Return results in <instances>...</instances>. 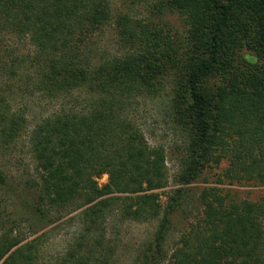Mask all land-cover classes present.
<instances>
[{
  "label": "trees",
  "instance_id": "1",
  "mask_svg": "<svg viewBox=\"0 0 264 264\" xmlns=\"http://www.w3.org/2000/svg\"><path fill=\"white\" fill-rule=\"evenodd\" d=\"M155 1L151 15H176L184 33L112 0H0V159L21 143L34 172L16 183L0 164L13 207L0 211V264H117L115 220L155 224L136 264H264V198L229 201L219 187L202 190L200 216L170 244L187 194L162 203L167 151L136 115L163 104L181 185L222 163L220 183L264 185V0ZM109 27L116 54L100 46ZM71 214L78 232L44 260L36 235Z\"/></svg>",
  "mask_w": 264,
  "mask_h": 264
},
{
  "label": "rangeland",
  "instance_id": "2",
  "mask_svg": "<svg viewBox=\"0 0 264 264\" xmlns=\"http://www.w3.org/2000/svg\"><path fill=\"white\" fill-rule=\"evenodd\" d=\"M114 9L119 12L128 11L129 7H133L134 13L145 17L146 15L154 16V24H162L167 30L169 27L176 29L179 33H184V27L182 21L176 15H167L165 17H158L156 13H150V8L154 4L155 0H139L138 2H133L132 0H112ZM133 13V10L130 11ZM167 24V25H166ZM20 51H25L26 54L30 51L28 44H19ZM100 46L109 53L116 54L119 51V47L115 44V32L112 28H108L102 38ZM240 54L244 58H249L253 52L248 49L247 46L241 48ZM257 59V58H256ZM22 101L19 100L16 103V107H22ZM163 104L158 101H143L139 110L136 112L137 117L140 121L146 125L147 131L154 134L152 142L154 144H162L167 151V168H168V182L167 187L160 190L161 201L163 204L167 203L169 198L175 193L179 188H182L186 192V198L180 211L174 216V232L172 235L171 243L174 244L178 240L180 233L185 231L190 227L191 223L200 216L202 211V205L199 200V194L204 188L207 187H219L222 190V194L226 196L229 201H260L264 198V185L258 183H242V184H232L228 180L220 183L218 181L219 177L221 179L222 170H224L226 163H222L220 168H213L207 172L203 177H201L196 183L188 186H183L178 181L179 173V150L182 147L180 141L181 138L175 136L172 126L162 115ZM48 110L46 107L42 108ZM36 115L38 119L42 112ZM35 122L36 120L33 119ZM167 128V130H166ZM24 145L19 143V147L14 152L13 156H7V159L3 156L0 159V164L2 165L5 175L9 176L10 181L18 183L20 176L28 172L29 177H33L34 172L31 171L32 160L28 151L23 147ZM33 172V173H32ZM108 176L104 175L98 180L100 185L107 183ZM0 211L3 216L12 212V205L6 199L3 189L0 187ZM75 214L66 215L60 218L47 228L43 229L36 236H42V255L44 260L53 261L58 260V258L64 253L67 244L71 237L76 234L79 230V225L73 216ZM57 217V216H55ZM53 217V218H55ZM7 228H0V234ZM23 234L28 240L36 237L31 236L23 227ZM155 229L154 223H134L126 222L121 223L118 220L111 222L108 225V235L109 238L114 241L113 245L117 251V257L115 262L117 264H136L138 254L140 249L143 247L144 243L150 239ZM173 242V243H172Z\"/></svg>",
  "mask_w": 264,
  "mask_h": 264
}]
</instances>
